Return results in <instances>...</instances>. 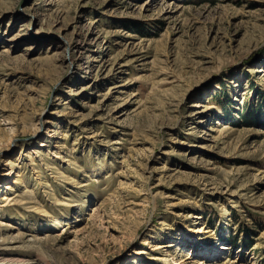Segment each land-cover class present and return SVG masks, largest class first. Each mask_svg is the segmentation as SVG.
I'll return each instance as SVG.
<instances>
[{
    "label": "rangeland",
    "instance_id": "374dc122",
    "mask_svg": "<svg viewBox=\"0 0 264 264\" xmlns=\"http://www.w3.org/2000/svg\"><path fill=\"white\" fill-rule=\"evenodd\" d=\"M0 264H264V0H0Z\"/></svg>",
    "mask_w": 264,
    "mask_h": 264
},
{
    "label": "bare ground",
    "instance_id": "6f19581e",
    "mask_svg": "<svg viewBox=\"0 0 264 264\" xmlns=\"http://www.w3.org/2000/svg\"><path fill=\"white\" fill-rule=\"evenodd\" d=\"M78 44V43H77Z\"/></svg>",
    "mask_w": 264,
    "mask_h": 264
}]
</instances>
